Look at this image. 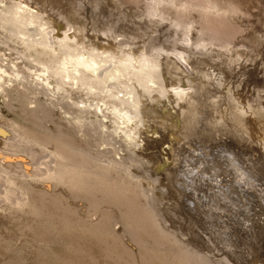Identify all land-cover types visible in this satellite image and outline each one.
<instances>
[{"label": "bare ground", "instance_id": "bare-ground-1", "mask_svg": "<svg viewBox=\"0 0 264 264\" xmlns=\"http://www.w3.org/2000/svg\"><path fill=\"white\" fill-rule=\"evenodd\" d=\"M121 1L0 0V46L10 51L0 54V90L12 91L10 75L41 92L51 82L59 93L82 88L102 105L79 110L108 111L135 150L105 156L89 140L87 126L99 128L97 120L66 123L54 103L21 90L15 105L9 91L8 106L24 124L0 117V238L21 239L41 217H53L88 228L91 248L77 253L78 264H148L160 249H168L157 253L162 264H264L251 251L256 243L264 257V28L233 27L232 19L250 14L215 0H151L147 22L167 20L181 43L145 49L146 38L134 32L145 23ZM190 10L196 28L185 21ZM156 145L160 158L148 154ZM73 200L85 202L84 215ZM169 216L197 229L189 235L211 252L184 240L183 224Z\"/></svg>", "mask_w": 264, "mask_h": 264}, {"label": "rangeland", "instance_id": "rangeland-1", "mask_svg": "<svg viewBox=\"0 0 264 264\" xmlns=\"http://www.w3.org/2000/svg\"><path fill=\"white\" fill-rule=\"evenodd\" d=\"M215 1L220 2V3L222 2L221 4L225 3L224 5H231V6H235V7L238 6V8L243 9V11H246V12L248 11V13L250 15L249 16L246 15L245 17H243L241 20L242 22L239 19L238 20L240 22H238V20L236 21L235 19H234L235 21L232 19L229 22V23H231V25L233 27H235V25H239L238 27L244 28L243 26L249 25L248 31L250 34H252V32L261 31L264 28V0H215ZM121 2H122V4L128 3L126 5L124 4L123 6H125V8L127 10H130V13H131V15H133V19L135 21L141 20L142 22L145 23L142 26L143 27L142 30L134 31V32L139 34L137 36V37H140L139 40L142 38H144V39L146 38L145 41H147V42H145V41L143 42L144 44L146 43L144 45L145 49H148L149 47H151L154 44L158 45V44L162 43V44L169 45L171 43H174L177 40L174 38L178 37L179 35L174 34L175 32L170 30L169 22L167 20L162 19V21H158L155 23H152L150 21L147 22L148 20H147V17H145V15H144V10L147 9L151 0H122ZM146 2H147V5L145 4ZM129 5H130V9H128ZM101 8L104 10H102ZM101 8H100V10H102L101 12L105 11L106 14L108 16H110L111 19H116V20L118 19L119 21L118 20L117 21L119 23H122L124 20H126L125 16H122L123 13H122V15L121 14L119 15L116 11L112 10L111 7H104V8L101 7ZM187 16L188 17L186 18V15H185L186 20L185 19L184 20L189 21L187 23L190 25L189 27L196 25L197 22L199 21V18H198L199 16L196 14V11L190 10L188 12ZM193 22H195V23H193ZM236 22H237V24H236ZM186 26H188V25H186ZM193 28H196V26L195 27L193 26ZM144 35H145V37H144ZM146 36H148V38ZM120 38L123 39V37H120ZM128 40H129V42L133 41L131 39H128ZM238 41H240V40L238 39ZM176 42L181 43L180 40L179 41L177 40ZM216 49H218V48H216ZM216 49H212V51H214V50L216 51V52L214 51L215 54L217 53ZM220 51H222V50H220ZM2 53H6L8 55L10 53V51H9V49H6L4 46L3 47L0 46V54H2ZM170 55L174 56L173 53H170ZM258 59L260 61H262L264 59V53L259 55ZM10 77H11V75L7 76V77L5 76L4 81H6V85H7V86L5 85V87L12 89V91L7 89L11 92L12 96L9 94V91H8V96H6L5 92H2L0 90V92H1L0 93V117L7 116V117H10L11 120H13V122H16V123L18 122L17 124L20 123L19 125L24 124L22 117H21V114H20V112H18L17 108L13 109V108L9 107L10 103L8 104L7 102L13 101L12 103L16 105V103H18L16 100V98L18 97L17 93L21 92V90H22L21 94L24 91H26L27 93L26 92H24V93L27 94V97L29 99H39L40 101H42L46 104L54 103L52 105L50 104L51 106L50 105L49 106L51 107L55 117L57 119L63 121V122L75 123L76 121H81V120H82L81 122H83V121L84 122H90V120H92V121L97 120L99 123V128L92 129L91 127H95V126H87L89 129H91L90 131L93 134V135L89 134L90 136H93V137H90L91 139H89L88 134H85L86 133L85 131H84L85 133L82 132L83 129L81 130L80 135L83 138L89 139L93 143H95V145L97 147L102 149L105 156H110V155L121 156V155H126L130 151L131 152L135 151V150H132L130 140L126 139L124 132L121 129H119V126L123 127L124 125L119 124V126H118V124L113 120V115H111L108 111H105L103 113L100 109H98L97 113L99 114V116H96L93 113V111L95 109L93 106L88 107L87 110H85V111L79 110L81 107L84 106V103L88 104L89 101L90 102H97L98 100L94 97V95L86 93V91L81 90L82 88L81 89H77V88L69 89V90L65 91L64 93L54 92L52 90L55 87V84L53 82H51L49 84V88L51 90H46V92H41L39 90L34 89V87L32 85H31L32 86L31 87L30 84L29 85H28V83L25 84V81L24 82H19L21 80L15 81V79L13 77H12V79ZM13 89H14V91H13ZM18 89H20V90L18 91ZM15 90H17V91H15ZM14 94H17L16 98H15ZM19 95H20V93H19ZM10 96H11V100L9 98V101H8V97H10ZM12 97L14 100H12ZM98 102L100 103V105H102L101 101H98ZM17 106L20 108L21 104L19 103V104H17ZM102 109H104V106H102ZM98 137L99 138L103 137L105 140L104 143H100L97 140ZM206 140L208 141L209 139H206ZM148 142H150L151 144L156 143L155 141H153L151 139H148ZM142 144L147 149L148 146L146 145V143L142 142ZM161 148H163V146L160 147L159 145H156L154 150H150L148 148V150H149L148 154H151L153 152L155 154V156H158L157 158H160L161 154H159L157 152L159 154L158 155L156 153V151L157 150L159 151V149H161ZM137 153H139V152L137 151ZM137 155H139V154H137ZM199 156H196V158H200ZM145 157H146L145 155H141V158L144 159ZM150 159L153 161V159H155V157L150 158ZM201 159H203V157ZM147 161H149V160H147ZM195 161L199 162L198 159H196ZM146 167L150 171H153V169H154L151 167V169H152L151 170L149 168V166H146ZM194 167H196V166H194ZM142 168H145V167L142 166ZM198 168H199V165H198ZM180 170H183V168L182 169L180 168ZM147 172H149V171H147ZM236 176L239 178L240 174H236ZM168 180H169V178H168ZM219 183L222 184V181H220ZM208 203H209V201H208ZM71 204L78 206L77 208H78L80 215L85 214L87 208H86V204L83 200H77V201L73 200V201H71ZM172 205L174 208H176L175 209V211H177L176 213H180L182 215V213L178 210L177 205L176 204H172ZM251 205H253V204L251 203ZM161 210L164 211L163 208ZM184 210L188 212V208L185 205H184ZM188 214H189V212H188ZM176 217L178 218V215ZM175 219L176 218H174L173 216H171V217L169 216V221L172 224L173 223L177 224V225L179 224V226H180L183 223H185V220L182 217H181V219H183L182 223L180 221L181 219H177V220H175ZM196 222H197V225L199 227H201L199 222L198 221H196ZM186 223H187V221H186ZM119 226H120V224L115 225L116 228H118ZM183 226H184V228L183 227L178 228V231L181 235H183V237H185V234H186L185 239L183 238L184 240H187V239L194 240L195 239V242H196V240H197V242H199V241L201 243L204 242L203 245H206V247H208V250L211 252L212 248L209 247L208 244H206V242L203 240V238L200 237V239H199V238H196L192 235L194 237L193 238L192 236L189 235V233H188L189 231H192L193 234L194 233L199 234L197 229L190 228V226L189 225L187 226V224L186 225L183 224ZM183 229H186V230L188 229V230L186 232V230H183ZM201 230H202V228H201ZM202 232L204 233L203 230H202ZM97 234H100V232ZM3 240H5V241H3ZM211 241H213L212 238H211ZM90 246H91V234L89 233L88 228H86L85 226L81 227V225L77 221H75V220H69V221L68 220H60V219L53 218V217L51 219H50V217H41L39 220H37L34 223L33 226H31L30 228H28L25 231V233L21 239H18L15 237H13V238L10 237V239L9 238H5V239L0 238V264H40V263L41 264H78L77 260H76L77 253L85 250V248H88ZM129 246L132 248V250L134 249V251H139L138 245L134 244V242L133 243L129 242ZM253 247L254 248H252L251 251L254 254L257 253L256 254L257 257L259 254V257H260L259 260L263 261L262 259L264 257L260 253L261 251H259V247H257L256 243H253ZM213 251H212L213 254L216 253L215 250H213ZM159 252H161L162 254L165 252L168 253V249H160ZM159 252H156V253L154 252V254L150 252L149 254H151V256H149V255L146 256V258H147L146 260L148 261V262L147 261L146 262L148 264H162L163 262L158 261L160 257L158 256L157 253H159ZM228 253L230 255L229 251H228ZM169 254H170V251H169ZM154 255H155V257L157 256L156 257L157 260L154 257ZM218 255L219 256L221 255L223 257V255L221 253H219ZM231 258H234V257L231 256ZM148 259H150V260H148ZM223 259L226 260V258H224V257H223ZM226 261H228V259Z\"/></svg>", "mask_w": 264, "mask_h": 264}]
</instances>
